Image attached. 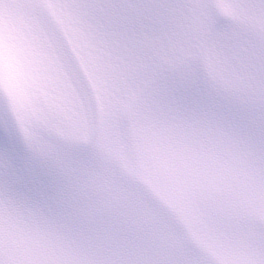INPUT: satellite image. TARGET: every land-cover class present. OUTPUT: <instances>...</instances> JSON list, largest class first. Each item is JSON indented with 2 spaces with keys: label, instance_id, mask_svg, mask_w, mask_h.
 <instances>
[{
  "label": "snow or ice",
  "instance_id": "1",
  "mask_svg": "<svg viewBox=\"0 0 264 264\" xmlns=\"http://www.w3.org/2000/svg\"><path fill=\"white\" fill-rule=\"evenodd\" d=\"M0 264H264V0H0Z\"/></svg>",
  "mask_w": 264,
  "mask_h": 264
}]
</instances>
